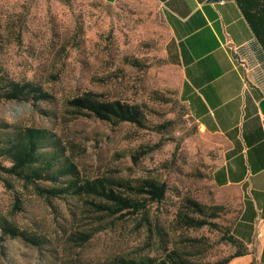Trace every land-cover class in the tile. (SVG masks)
Listing matches in <instances>:
<instances>
[{
	"label": "rangeland",
	"instance_id": "1",
	"mask_svg": "<svg viewBox=\"0 0 264 264\" xmlns=\"http://www.w3.org/2000/svg\"><path fill=\"white\" fill-rule=\"evenodd\" d=\"M169 38L160 0H0V66L54 96L36 105L0 102V120L47 130L75 165L79 184L102 180L106 190L147 203L115 212L105 197L48 201L22 181H0V221L39 240L11 238L0 227V264L162 260L168 249L192 264H213L235 252L223 232L238 204L221 201L211 180L221 141L201 133L190 116L181 71L166 56ZM85 92L140 105L142 126L77 116L67 101ZM147 180L165 185L161 202L136 190ZM188 201L210 207L209 214L213 205L223 209L206 218L210 225L178 228L175 215ZM253 262L245 255L229 264Z\"/></svg>",
	"mask_w": 264,
	"mask_h": 264
},
{
	"label": "crops",
	"instance_id": "2",
	"mask_svg": "<svg viewBox=\"0 0 264 264\" xmlns=\"http://www.w3.org/2000/svg\"><path fill=\"white\" fill-rule=\"evenodd\" d=\"M116 4L120 0H104ZM248 3V4H247ZM254 5H252V4ZM262 0H160L166 56L201 133L217 137L212 183L238 204L232 233L264 264V9ZM247 7L246 8V5Z\"/></svg>",
	"mask_w": 264,
	"mask_h": 264
},
{
	"label": "trees",
	"instance_id": "3",
	"mask_svg": "<svg viewBox=\"0 0 264 264\" xmlns=\"http://www.w3.org/2000/svg\"><path fill=\"white\" fill-rule=\"evenodd\" d=\"M53 99L54 96L40 84L29 80H16L0 66V102H29L36 105L38 102H52ZM67 105L73 108L77 116H92L115 125L128 122L142 126L145 118L138 104L103 100L92 92H85L68 100ZM64 176L69 177L67 180L62 179ZM12 178L31 185L38 196L48 201L64 194L95 195L114 200L115 212L128 208L140 211L145 209L147 204L136 199L123 198L112 190H106L102 180L79 184L75 165L64 157L59 142L53 140L47 130L23 127L0 120V181L9 187ZM40 180L51 185L41 186L38 183ZM136 190L139 194H145L150 202H161L166 193L165 185L156 180H147ZM186 208L192 211V214L188 210L179 209L175 215L178 228L190 229L210 225L212 223L206 218H214L215 212L220 208L223 209V206L213 205L214 210H211L210 214L206 212L210 207L195 201H188ZM239 213L238 207L236 219ZM233 224L223 232V237L236 250L232 255L213 264H229L234 258L249 254L246 245L233 235ZM0 227L3 233L11 238L20 237L29 240L32 244L39 243L38 239L28 237L24 231H20L11 223L0 221ZM164 256L162 260L154 257L139 261L118 259L114 264H192L177 249H168ZM256 262L252 264H258Z\"/></svg>",
	"mask_w": 264,
	"mask_h": 264
},
{
	"label": "water",
	"instance_id": "4",
	"mask_svg": "<svg viewBox=\"0 0 264 264\" xmlns=\"http://www.w3.org/2000/svg\"><path fill=\"white\" fill-rule=\"evenodd\" d=\"M218 1H222V0H209V2H218ZM260 108L262 113H264V99L260 102Z\"/></svg>",
	"mask_w": 264,
	"mask_h": 264
}]
</instances>
